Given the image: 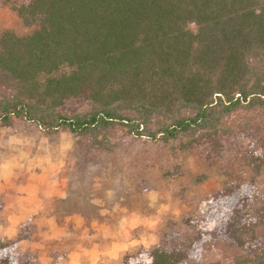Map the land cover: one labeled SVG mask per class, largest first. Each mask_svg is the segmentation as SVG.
<instances>
[{
  "label": "trees",
  "instance_id": "16d2710c",
  "mask_svg": "<svg viewBox=\"0 0 264 264\" xmlns=\"http://www.w3.org/2000/svg\"><path fill=\"white\" fill-rule=\"evenodd\" d=\"M24 34L0 31V126L110 150L120 136L163 140L225 176L196 211L165 222L156 245L121 264H186L203 246L241 249L237 264H264V0H16ZM242 167L247 179L233 169ZM177 178L208 180L204 171ZM0 237V264H19ZM215 264V263H207Z\"/></svg>",
  "mask_w": 264,
  "mask_h": 264
},
{
  "label": "rangeland",
  "instance_id": "374dc122",
  "mask_svg": "<svg viewBox=\"0 0 264 264\" xmlns=\"http://www.w3.org/2000/svg\"><path fill=\"white\" fill-rule=\"evenodd\" d=\"M16 0H0V31L29 32L11 9ZM264 139V126L260 130ZM110 150L79 145L68 132L44 134L20 119L0 126V237L15 238L24 224L30 236L17 242L19 264L44 259H96L121 264L126 254L156 245L165 222L196 211L198 196L219 187L225 176L205 169L196 154L158 140L118 135ZM188 174L207 172L195 185L176 179L174 167ZM234 171L247 179L242 165ZM253 191L264 193V166ZM264 235V225L256 229ZM241 249L216 241L186 264H237Z\"/></svg>",
  "mask_w": 264,
  "mask_h": 264
},
{
  "label": "crops",
  "instance_id": "0c3cea01",
  "mask_svg": "<svg viewBox=\"0 0 264 264\" xmlns=\"http://www.w3.org/2000/svg\"><path fill=\"white\" fill-rule=\"evenodd\" d=\"M39 264H97L96 259H86V258H79V259H61L54 263L51 262V259L47 258L42 260Z\"/></svg>",
  "mask_w": 264,
  "mask_h": 264
}]
</instances>
